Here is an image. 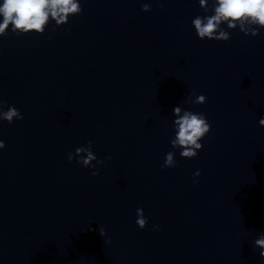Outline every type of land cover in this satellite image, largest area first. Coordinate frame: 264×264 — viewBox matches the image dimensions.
<instances>
[{
    "label": "clouds",
    "instance_id": "obj_1",
    "mask_svg": "<svg viewBox=\"0 0 264 264\" xmlns=\"http://www.w3.org/2000/svg\"><path fill=\"white\" fill-rule=\"evenodd\" d=\"M199 5L205 12L209 11V0H199ZM211 9L214 14L210 16H197L192 20L194 29L200 39L217 41H228L230 33L222 25H227L228 29L237 27L245 35L256 36L260 28H264V0H211ZM82 11L79 0H3L0 4V36L7 35V30L18 35L36 32L43 34L50 19L56 25H63L68 22L70 16L79 15ZM142 11H150V4L143 3ZM205 95H197L195 99L189 100L194 104L206 102ZM3 101L0 100V121L12 123L13 120H22L23 115L14 106H9L7 111L3 110ZM176 117L173 121L175 136L171 140V146L181 149L180 155L183 158H195L203 145L200 141L209 133L211 125L202 113H193L189 110H182L177 106L173 109ZM259 124L264 126V118L259 120ZM5 147L3 140H0V149ZM173 152L166 154L162 168L176 166ZM77 159V163L85 168L95 169L104 163L98 160L92 151V141L89 140L87 146L77 147L75 153H69V161ZM111 159V157H108ZM96 161V164L92 162ZM93 176L98 175L97 171L92 172ZM200 175V171L194 173V178ZM195 182V180H194ZM136 224L143 229L148 220L144 216L142 208L136 210ZM159 229L158 225H154ZM101 237L105 235L103 228L99 229ZM255 246L261 251L259 256L264 258V235L255 240Z\"/></svg>",
    "mask_w": 264,
    "mask_h": 264
}]
</instances>
